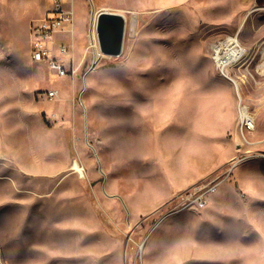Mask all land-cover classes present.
<instances>
[{
	"label": "rangeland",
	"instance_id": "rangeland-1",
	"mask_svg": "<svg viewBox=\"0 0 264 264\" xmlns=\"http://www.w3.org/2000/svg\"><path fill=\"white\" fill-rule=\"evenodd\" d=\"M69 3L59 77L32 58L49 0H0V264H264V0ZM101 10L128 16L117 56L91 43Z\"/></svg>",
	"mask_w": 264,
	"mask_h": 264
},
{
	"label": "built area",
	"instance_id": "built-area-1",
	"mask_svg": "<svg viewBox=\"0 0 264 264\" xmlns=\"http://www.w3.org/2000/svg\"><path fill=\"white\" fill-rule=\"evenodd\" d=\"M74 19V10L69 0H49V6L42 20L31 25V35L33 36L32 58L36 62L47 61L55 74L65 77L70 74V70L59 63L52 55L51 48L54 34L70 25ZM60 53L66 51L64 44H60ZM213 60L215 66L222 73H226L233 65L239 63L246 57V51L242 43L236 38L227 37L212 46ZM226 75V74H225ZM50 98H54L57 90L47 92ZM239 129L245 137V133H252L257 128V115L251 110L248 104L244 103L239 94L238 104ZM246 138V137H245ZM217 189V184H211L204 188H199L194 192L184 195L185 206L197 205L205 207L208 203V196Z\"/></svg>",
	"mask_w": 264,
	"mask_h": 264
},
{
	"label": "water",
	"instance_id": "water-1",
	"mask_svg": "<svg viewBox=\"0 0 264 264\" xmlns=\"http://www.w3.org/2000/svg\"><path fill=\"white\" fill-rule=\"evenodd\" d=\"M127 21L118 12L101 10L98 12L96 32L100 55L117 56L123 50ZM93 62V67L95 66Z\"/></svg>",
	"mask_w": 264,
	"mask_h": 264
},
{
	"label": "bare ground",
	"instance_id": "bare-ground-1",
	"mask_svg": "<svg viewBox=\"0 0 264 264\" xmlns=\"http://www.w3.org/2000/svg\"><path fill=\"white\" fill-rule=\"evenodd\" d=\"M98 15V14H97ZM97 15H96V17L94 18V22H93V27H92V30H91V33H90V40H91V43L93 44V46L95 47V54H96V56L97 55H100V50H99V47H98V38H97V32H96V21H97ZM125 18H126V21H128V16H125ZM136 26V25H135ZM243 27V25L241 24V27L240 28H242ZM231 38H234V39H238V37H236V36H233V37H231ZM239 40V39H238ZM246 51V50H245ZM229 69H227L226 70V76H229L230 78H232V75H231V73H230V71H228ZM236 81V80H235ZM236 83H237V81H236ZM217 190V189H216ZM216 190L215 191H213L212 193H214V192H216Z\"/></svg>",
	"mask_w": 264,
	"mask_h": 264
},
{
	"label": "crops",
	"instance_id": "crops-1",
	"mask_svg": "<svg viewBox=\"0 0 264 264\" xmlns=\"http://www.w3.org/2000/svg\"><path fill=\"white\" fill-rule=\"evenodd\" d=\"M211 194H213V193H211ZM206 206H207V205H206ZM206 206H205V207H206Z\"/></svg>",
	"mask_w": 264,
	"mask_h": 264
}]
</instances>
